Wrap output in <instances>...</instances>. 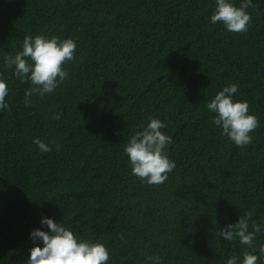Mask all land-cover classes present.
<instances>
[{
  "label": "trees",
  "instance_id": "trees-1",
  "mask_svg": "<svg viewBox=\"0 0 264 264\" xmlns=\"http://www.w3.org/2000/svg\"><path fill=\"white\" fill-rule=\"evenodd\" d=\"M213 8L214 0H0V76L9 87L0 111V264H27L29 233L44 216L104 243L108 264L155 256L226 264L252 251L216 233L245 215L264 228V0H252L240 33L213 25ZM35 35L72 38L76 50L52 93L26 97L34 86L3 57ZM230 84L259 121L243 147L206 108ZM149 117L171 137L176 167L163 184L132 175L124 153Z\"/></svg>",
  "mask_w": 264,
  "mask_h": 264
},
{
  "label": "clouds",
  "instance_id": "clouds-1",
  "mask_svg": "<svg viewBox=\"0 0 264 264\" xmlns=\"http://www.w3.org/2000/svg\"><path fill=\"white\" fill-rule=\"evenodd\" d=\"M249 7H252V0H241L239 6L235 0H214L210 22L213 25L221 23L229 32H246L251 20L247 11ZM75 50L76 42L72 38L26 36L21 50L14 56L5 55L3 60L8 68L13 69L14 76L26 77L34 86L25 92L26 97L33 93L43 97L67 78L68 72L63 66L74 59ZM237 92V84L224 86L206 104V108L215 114L212 122L222 130L221 134L237 147H243L252 142L251 133L257 129L259 121L250 113L247 101L235 99ZM8 94L7 80L0 76V111L9 108L6 102ZM51 118L59 120L61 117L54 114ZM165 128L166 124L161 119L149 117L147 124L137 130L124 146L132 175L149 185L163 184L176 167L175 161L167 154L171 137L162 131ZM33 142L41 152L51 151L43 140L36 138ZM249 219L250 215L240 216L238 222L230 223L216 233L225 241L238 240L241 245L252 249L243 251L240 256H230L226 264H258L264 257V244L258 248L254 246L256 234L264 232V228L257 223L250 226ZM40 224L42 227L29 233L34 246L29 249L27 264H108L110 252L101 241L82 238L64 223L55 222L48 216L42 217ZM45 227L47 230H43ZM149 259L153 264H159L158 256Z\"/></svg>",
  "mask_w": 264,
  "mask_h": 264
}]
</instances>
